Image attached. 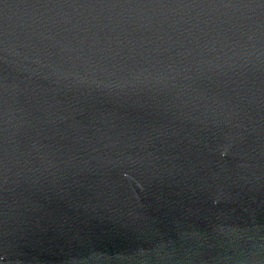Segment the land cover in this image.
I'll use <instances>...</instances> for the list:
<instances>
[{"label":"water","instance_id":"obj_1","mask_svg":"<svg viewBox=\"0 0 264 264\" xmlns=\"http://www.w3.org/2000/svg\"><path fill=\"white\" fill-rule=\"evenodd\" d=\"M0 264H264V0H0Z\"/></svg>","mask_w":264,"mask_h":264}]
</instances>
